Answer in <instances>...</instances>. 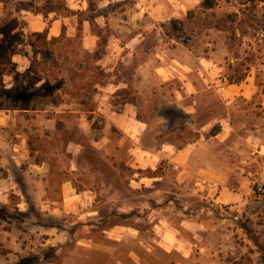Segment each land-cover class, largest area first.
I'll use <instances>...</instances> for the list:
<instances>
[{
	"label": "rangeland",
	"instance_id": "374dc122",
	"mask_svg": "<svg viewBox=\"0 0 264 264\" xmlns=\"http://www.w3.org/2000/svg\"><path fill=\"white\" fill-rule=\"evenodd\" d=\"M99 1L88 0L78 14L98 37L92 52L81 47L79 28L52 40L46 31H24L35 14L46 24L50 15H73L66 0L0 2V264H264V161L243 139L218 136L241 128L252 105L256 112L264 106V0L161 3L171 14L156 21L144 55L186 67L197 92L182 102L153 88L141 96L136 114L149 130L143 147L182 149L205 127L198 144L205 157L178 182L163 159L155 171H140L163 179L137 191L127 186V136L111 131L113 142L103 145ZM57 103L64 107L56 116ZM187 105L196 112L184 113ZM28 106L44 111H22ZM105 181L115 199L103 198Z\"/></svg>",
	"mask_w": 264,
	"mask_h": 264
},
{
	"label": "crops",
	"instance_id": "0c3cea01",
	"mask_svg": "<svg viewBox=\"0 0 264 264\" xmlns=\"http://www.w3.org/2000/svg\"><path fill=\"white\" fill-rule=\"evenodd\" d=\"M66 1V7L73 15L55 18L50 15L51 20L46 24L38 14H35L27 19L24 31L36 33L46 31L47 37L52 40L58 38L64 28L72 33L77 32L79 28L82 33L81 47L92 52L97 46L98 37L93 33L90 21L85 17L82 19L78 17L79 13L86 12L88 0ZM162 2L166 4L165 0H100L97 8L103 10L100 18L103 35H105L103 60H98L103 68V85L97 86L100 99L98 110L103 114V145L113 142L108 136L111 131L122 133L129 139L131 146L125 156L131 175L127 176L126 179L128 188L133 191L142 187H153L163 179L162 176L156 175L144 177L140 173V171L147 169L155 171L157 163L163 159L167 160L169 167L173 165L174 169L178 170L175 179L178 182L182 179L186 166L193 160L203 163L205 157L199 149L200 146H198L204 138L201 131L206 130L205 127L202 128L193 145H187L182 149H175L171 144L162 145L154 150L143 147L149 130L146 121L138 119L136 114L140 109L138 104L141 96L145 97L144 94H147L148 91L151 95L153 89H157L156 91H159V95L163 99H177L176 101L179 102L186 97L194 96L197 92L189 79L186 67L183 71L176 70L173 68L174 60L169 62L164 57L158 56L159 58H157L154 51L150 54L151 51L149 50L144 55L146 48H148V46L144 48V45L147 44L149 32H153L156 28V21L171 14L169 9L163 11L165 6L161 5ZM175 70L177 74L174 72ZM172 80H176L175 85L169 87L168 83ZM178 87L185 93L184 97ZM150 88L153 89L150 90ZM145 89L146 91H144ZM121 92H127L128 96H131V100L117 101L118 94ZM261 103L264 105L263 96ZM61 107H64L61 103L54 105L55 115L56 113L58 115L59 112L62 113L63 108ZM253 108L255 105H252ZM252 109L249 110L248 116L246 114L245 117L248 120H245L241 128H237L235 124L229 126L226 133L222 128L218 136L229 133L243 139L246 144H249V147L252 145L255 147L254 155L257 153L259 158L264 161V106L259 108L258 112ZM38 110L44 111L33 106L22 108L24 112ZM183 111L190 114L196 112V109L193 105H187L184 106ZM233 118L238 119L235 115ZM2 120L5 121L4 118ZM242 128L245 131L244 135H241L240 132ZM215 137L217 135L210 136V140ZM106 155L103 151V158H106ZM119 155L117 153L116 157H120ZM200 174L208 175L209 178L212 177L211 173L202 167H200ZM261 177L264 181V172L261 173ZM63 187L65 196H70L67 183ZM109 188L110 183L108 181L103 182V198L105 200L115 199L113 193L107 194Z\"/></svg>",
	"mask_w": 264,
	"mask_h": 264
},
{
	"label": "built area",
	"instance_id": "2783aa9c",
	"mask_svg": "<svg viewBox=\"0 0 264 264\" xmlns=\"http://www.w3.org/2000/svg\"><path fill=\"white\" fill-rule=\"evenodd\" d=\"M206 72H208V75H212L213 74V70L211 67H208L206 69ZM213 86L217 89V91L219 93H222V91L225 90V85L221 82V80L219 79L218 75H215L213 78Z\"/></svg>",
	"mask_w": 264,
	"mask_h": 264
},
{
	"label": "trees",
	"instance_id": "16d2710c",
	"mask_svg": "<svg viewBox=\"0 0 264 264\" xmlns=\"http://www.w3.org/2000/svg\"><path fill=\"white\" fill-rule=\"evenodd\" d=\"M6 1H10V0H0V2H6ZM46 33V32H45Z\"/></svg>",
	"mask_w": 264,
	"mask_h": 264
}]
</instances>
